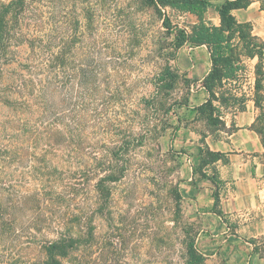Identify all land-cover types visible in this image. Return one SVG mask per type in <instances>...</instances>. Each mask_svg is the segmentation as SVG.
I'll return each instance as SVG.
<instances>
[{"label":"rangeland","instance_id":"374dc122","mask_svg":"<svg viewBox=\"0 0 264 264\" xmlns=\"http://www.w3.org/2000/svg\"><path fill=\"white\" fill-rule=\"evenodd\" d=\"M66 1L71 16L70 79L63 87L58 83L52 98L55 129L64 132L66 144L50 148L40 141L30 142L27 131L24 140L18 139L15 135L22 130L21 124L23 128L36 127V107L25 112L0 103L2 156H7L2 150L8 147V158L0 157L2 191L10 188L16 201L42 192L44 185L55 194L67 184L83 182L82 204L89 227L84 256L89 264H184L187 236L194 237L204 258L199 264H260L251 258L247 245L232 236L227 238L233 229L222 209L224 181L215 186L201 177L199 172L206 169L211 173L212 165L193 173L200 162L198 148L224 136L182 105L187 99L195 106L206 97L202 88V77L210 67L206 50H189L185 43L171 57L167 52L172 35L163 33L160 20L150 23L144 17L140 18L143 31L139 33L136 27L134 45L129 46L127 31L120 27L127 18L138 25L139 20L133 9L124 14L120 10L130 0ZM166 12L175 28L189 30L197 21L190 13L170 8ZM213 17V11L205 12L210 22ZM112 57L119 60V69L107 63ZM92 60L95 69L81 83V71ZM166 64L178 74L176 86L170 92L157 91L155 79ZM244 81L241 75L240 87ZM233 109L227 108L229 112ZM4 122L8 128L2 131ZM123 138L128 150L119 153L116 147ZM109 152L114 158L118 152L112 163L125 164L126 169L118 181L107 184L111 194L101 198L95 184L111 161ZM219 158L214 166L225 161L224 154ZM81 162L84 178L78 171ZM174 186L180 193L175 214ZM205 186L207 190L202 191ZM22 211L12 224L17 233L13 237L7 234L0 246L13 240L17 248L27 244L26 230L21 232L20 227L33 222L30 216L37 211ZM225 224L230 225V231L225 230ZM154 232L157 241L151 240ZM42 235L55 237L49 231ZM4 252L0 249V254ZM19 252L34 254L33 249ZM65 263L72 264L69 260Z\"/></svg>","mask_w":264,"mask_h":264},{"label":"trees","instance_id":"16d2710c","mask_svg":"<svg viewBox=\"0 0 264 264\" xmlns=\"http://www.w3.org/2000/svg\"><path fill=\"white\" fill-rule=\"evenodd\" d=\"M249 2L250 0H223L216 7L219 16V24L216 25L205 18L207 8L211 6L209 0H130L123 3L120 11L124 14L128 9H133L139 25L135 20L127 18L123 20L120 29L127 31L125 42L131 46L134 45L136 27L139 26V33L144 29L141 17L150 23L160 20L165 29L163 33L172 35L171 50L167 52L171 57L185 43L191 47H206L210 67L202 78V86L207 97L204 102L195 106H190L187 99L182 105L206 125L217 130L227 129L221 118L222 111L229 106L244 108V95L236 94L240 90L239 77L245 70L244 61L257 57L254 65V102L259 109V116L253 128L264 145V41L252 33L249 22H241L233 14V9L245 8ZM66 7V0H0V103L25 112H29L30 106L36 107V127L23 128L21 124L22 130L16 132L15 137L24 140L23 132L27 131L25 133L30 136V142L40 141L50 148L66 144L64 132L55 129V104L52 100L58 83L63 87L70 79L71 16ZM167 8L193 14L197 21L189 30L175 28L166 12ZM125 51L129 54L130 49ZM159 53L160 56L163 55L162 52ZM111 59L107 63H114V68L119 69V60L116 57ZM94 69L95 62L92 60L81 71V83L88 79V73ZM177 79L178 74L166 64L156 76L155 87L157 91L170 92L175 88ZM260 122L263 124L259 125ZM7 128L8 124L4 122L2 131ZM124 142L125 138L121 139L120 145L116 147L119 148V153L128 150ZM4 147L2 152L5 151L7 156L0 153V157L8 158V147ZM198 150L200 162L193 173L212 165L211 173L206 169L199 173L202 178L218 185L221 180L214 163L223 153L213 151L207 145ZM116 155L120 154L117 152ZM109 156L111 161L105 166L107 168L104 175L95 184V190L101 198L111 194L107 184L118 181L126 169L125 164L117 166L115 161L112 163L115 159L113 153L109 152ZM78 171L84 178L86 172L83 162L79 164ZM82 186L83 182L67 184L63 190L61 188L54 194L44 185L42 192L24 195L16 201L11 197L10 188L4 193L0 186V240L7 234L13 237L17 233L18 230L12 224L17 222L20 211H37L35 216H30L33 222L29 221V224L20 227L21 232L26 230L27 244L17 248L13 240L0 246L5 251L0 254V264H66L68 260L72 264H89L84 256L88 247L89 227L83 210ZM172 196L175 214L179 209L178 186L172 188ZM45 231L54 232L55 237L45 238L42 235ZM156 235L154 232L152 241H157ZM25 249H33L34 254L27 256L19 252ZM183 257L184 264H199L204 259L194 245V237L187 236Z\"/></svg>","mask_w":264,"mask_h":264},{"label":"crops","instance_id":"0c3cea01","mask_svg":"<svg viewBox=\"0 0 264 264\" xmlns=\"http://www.w3.org/2000/svg\"><path fill=\"white\" fill-rule=\"evenodd\" d=\"M209 1L211 6L206 12H214L212 23L218 25L219 16L216 7L223 0ZM233 14L239 21L249 22L252 33L264 41L262 0H250L245 8L233 9ZM187 46L189 50L203 47L207 52L205 46L191 47L189 44ZM207 61L209 62L208 52ZM244 62L245 70L241 75L245 76V81L236 93L244 95V108H234L230 112L227 109L222 111L221 118L227 129L217 130L224 136L212 138L208 147L225 156V161L217 164L216 168L218 178L224 181L223 213L233 229L231 234H227V238L232 236V239L235 238L247 245L251 250V258L264 264V145L260 135L253 128L259 116V109L254 102V75L252 76L257 57L246 59ZM206 182L212 184L207 179ZM206 186L202 191L207 190ZM224 228L230 231L231 227L225 224Z\"/></svg>","mask_w":264,"mask_h":264}]
</instances>
